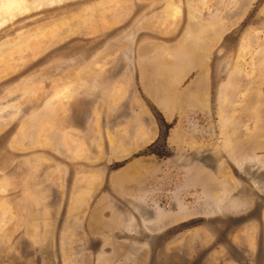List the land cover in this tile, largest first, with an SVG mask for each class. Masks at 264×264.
<instances>
[{
    "label": "rangeland",
    "instance_id": "1",
    "mask_svg": "<svg viewBox=\"0 0 264 264\" xmlns=\"http://www.w3.org/2000/svg\"><path fill=\"white\" fill-rule=\"evenodd\" d=\"M40 1L0 28V264H264V0Z\"/></svg>",
    "mask_w": 264,
    "mask_h": 264
},
{
    "label": "bare ground",
    "instance_id": "2",
    "mask_svg": "<svg viewBox=\"0 0 264 264\" xmlns=\"http://www.w3.org/2000/svg\"><path fill=\"white\" fill-rule=\"evenodd\" d=\"M62 0H47L48 4H55ZM43 1L37 0L34 4L28 3L26 0H3L0 7V28L10 21L17 19L18 15L30 13L32 8H42ZM184 216V215H182Z\"/></svg>",
    "mask_w": 264,
    "mask_h": 264
},
{
    "label": "crops",
    "instance_id": "3",
    "mask_svg": "<svg viewBox=\"0 0 264 264\" xmlns=\"http://www.w3.org/2000/svg\"><path fill=\"white\" fill-rule=\"evenodd\" d=\"M141 242H142V245H143L141 248L139 247V244H138V246L135 247V248L133 247L131 249H126L127 254L129 255L130 253H135V252H139V251H142V253L144 254V239H142Z\"/></svg>",
    "mask_w": 264,
    "mask_h": 264
},
{
    "label": "trees",
    "instance_id": "4",
    "mask_svg": "<svg viewBox=\"0 0 264 264\" xmlns=\"http://www.w3.org/2000/svg\"><path fill=\"white\" fill-rule=\"evenodd\" d=\"M166 126H167V128L169 129V128H171L173 125H172V123H171V124L169 123V124H166ZM125 163H126V162L119 163V164L116 165V167H117V168L122 167V166H124Z\"/></svg>",
    "mask_w": 264,
    "mask_h": 264
}]
</instances>
